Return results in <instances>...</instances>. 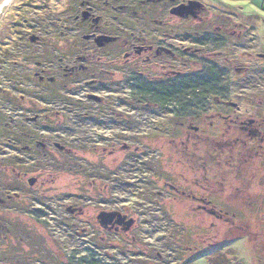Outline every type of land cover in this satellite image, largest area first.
<instances>
[{
  "label": "rangeland",
  "instance_id": "rangeland-1",
  "mask_svg": "<svg viewBox=\"0 0 264 264\" xmlns=\"http://www.w3.org/2000/svg\"><path fill=\"white\" fill-rule=\"evenodd\" d=\"M27 1L0 0V30L18 19ZM67 1L51 0V5L62 11ZM163 2L157 4L158 14L134 22L136 29H146L148 43L132 50L123 68L136 66L160 79L214 67L224 76L226 99L200 96L197 108L184 103L197 114L180 120L181 136L131 143L135 155L120 168L128 156L120 147L75 152L88 174L116 170L107 187L74 173L26 177L29 193L46 198L48 215L47 229L29 216L9 215L25 229L20 242L8 239L10 250L21 251L23 264H62L68 257L77 261L92 254L101 264H209L216 253L222 264H264V13L249 0H171L170 7ZM116 98L108 97L102 107L132 110L128 104L119 109L120 102H112ZM106 113L105 119L83 122V135L77 132L107 145L116 135L122 136L120 142L132 135L122 133L121 120ZM165 115L137 110L130 128L151 136L153 124L166 118L171 130L177 123ZM251 131L258 138L251 139ZM85 161L103 166L96 170ZM158 165L170 184L158 181V188L175 186L176 191L158 194L145 182ZM102 212L120 213L126 223L104 227L98 219Z\"/></svg>",
  "mask_w": 264,
  "mask_h": 264
},
{
  "label": "trees",
  "instance_id": "trees-1",
  "mask_svg": "<svg viewBox=\"0 0 264 264\" xmlns=\"http://www.w3.org/2000/svg\"><path fill=\"white\" fill-rule=\"evenodd\" d=\"M159 1L169 6L171 0H68L62 11L54 9L51 0H28L19 9L18 19L0 30V264L24 263L19 248L9 249V236L20 242L25 233L21 223L11 219V213L29 216L47 229L48 214L43 211L46 198L29 193L33 189L25 186L26 177L47 171L74 173L106 186L116 170L107 176L88 174L75 152L120 147L128 155L120 168L135 155L131 143L180 137V120L196 116L190 108H197L200 96L226 99L224 76L214 67L199 73L179 71L160 79L150 78L136 66L123 68L132 50L148 43L143 35L146 29H136L134 22L158 14ZM113 95L118 97L112 102H120L119 109L128 104L132 110L102 107ZM187 102H192L190 108L185 107ZM144 109L172 115L177 124L170 130L172 124L162 118L153 124L151 136H139L136 128H130L132 115ZM107 111L121 120L122 133L132 135L124 136L123 142L118 140L122 136L116 135L110 145L81 136L83 122L105 119L110 115ZM240 133L248 134L245 130ZM249 137L256 139L258 135L251 131ZM219 147L218 151H226ZM93 166L97 170L103 164ZM161 168H150L145 182L152 183L158 194L166 188L176 191L175 186L158 188V181L170 185L167 172ZM178 227L183 235L184 228ZM28 244L35 250L34 244ZM223 261L218 253L209 257V264ZM101 263L92 254L77 261L68 257L62 264Z\"/></svg>",
  "mask_w": 264,
  "mask_h": 264
},
{
  "label": "water",
  "instance_id": "water-1",
  "mask_svg": "<svg viewBox=\"0 0 264 264\" xmlns=\"http://www.w3.org/2000/svg\"><path fill=\"white\" fill-rule=\"evenodd\" d=\"M98 219L101 222V225L104 227H108L114 224L121 226L126 223L125 216L117 212H102L98 216Z\"/></svg>",
  "mask_w": 264,
  "mask_h": 264
},
{
  "label": "crops",
  "instance_id": "crops-1",
  "mask_svg": "<svg viewBox=\"0 0 264 264\" xmlns=\"http://www.w3.org/2000/svg\"><path fill=\"white\" fill-rule=\"evenodd\" d=\"M254 4L256 9H259V11H262L264 13V0H249Z\"/></svg>",
  "mask_w": 264,
  "mask_h": 264
}]
</instances>
